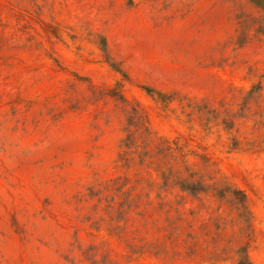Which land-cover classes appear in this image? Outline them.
<instances>
[{"label": "rangeland", "instance_id": "obj_1", "mask_svg": "<svg viewBox=\"0 0 264 264\" xmlns=\"http://www.w3.org/2000/svg\"><path fill=\"white\" fill-rule=\"evenodd\" d=\"M0 264H264V0H0Z\"/></svg>", "mask_w": 264, "mask_h": 264}]
</instances>
